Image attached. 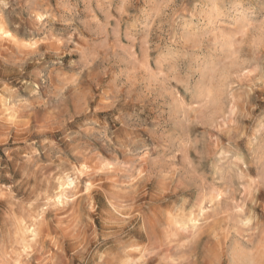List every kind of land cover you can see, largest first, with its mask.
Instances as JSON below:
<instances>
[{
    "label": "rangeland",
    "instance_id": "rangeland-1",
    "mask_svg": "<svg viewBox=\"0 0 264 264\" xmlns=\"http://www.w3.org/2000/svg\"><path fill=\"white\" fill-rule=\"evenodd\" d=\"M0 264H264V0H0Z\"/></svg>",
    "mask_w": 264,
    "mask_h": 264
},
{
    "label": "bare ground",
    "instance_id": "bare-ground-1",
    "mask_svg": "<svg viewBox=\"0 0 264 264\" xmlns=\"http://www.w3.org/2000/svg\"><path fill=\"white\" fill-rule=\"evenodd\" d=\"M5 32L9 34V32H8V31H5ZM3 33H4V32H3Z\"/></svg>",
    "mask_w": 264,
    "mask_h": 264
}]
</instances>
